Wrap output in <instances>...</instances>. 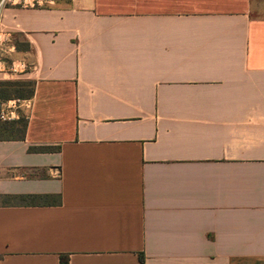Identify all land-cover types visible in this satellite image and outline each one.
<instances>
[{
	"label": "crops",
	"instance_id": "0c3cea01",
	"mask_svg": "<svg viewBox=\"0 0 264 264\" xmlns=\"http://www.w3.org/2000/svg\"><path fill=\"white\" fill-rule=\"evenodd\" d=\"M1 14L0 264H264V0Z\"/></svg>",
	"mask_w": 264,
	"mask_h": 264
},
{
	"label": "built area",
	"instance_id": "2783aa9c",
	"mask_svg": "<svg viewBox=\"0 0 264 264\" xmlns=\"http://www.w3.org/2000/svg\"><path fill=\"white\" fill-rule=\"evenodd\" d=\"M14 0H0V23H1V8ZM22 4H27L25 1ZM8 41L7 37H0V47ZM26 64L23 62H14L11 65L6 66L3 62H0V72L16 75L26 70ZM30 102L28 100H23L20 98L2 100L0 99V121L8 122L14 121L19 118V111L23 108H29Z\"/></svg>",
	"mask_w": 264,
	"mask_h": 264
},
{
	"label": "trees",
	"instance_id": "16d2710c",
	"mask_svg": "<svg viewBox=\"0 0 264 264\" xmlns=\"http://www.w3.org/2000/svg\"><path fill=\"white\" fill-rule=\"evenodd\" d=\"M26 87H29V90H26ZM12 88L14 90H12ZM11 90L13 91L12 93H11ZM32 94H33V84L30 82H25V81L0 82V97H2V98H5V99H7V98L23 99L26 97H30ZM42 150H46V149H42ZM8 200L9 201L18 200V201H21L24 203H31L32 204V203L36 202L37 198L36 197H20V198L11 197V198H8ZM65 260H67V259H64V258L62 259V261H65ZM142 261H143V259H142ZM65 264H67V263H65Z\"/></svg>",
	"mask_w": 264,
	"mask_h": 264
},
{
	"label": "rangeland",
	"instance_id": "374dc122",
	"mask_svg": "<svg viewBox=\"0 0 264 264\" xmlns=\"http://www.w3.org/2000/svg\"><path fill=\"white\" fill-rule=\"evenodd\" d=\"M12 90H14V89L12 88ZM12 90H11V93L13 92ZM15 90H16V89H15ZM26 90H29V87H26ZM26 90H25V91H26ZM22 93H23V92H22ZM25 93H26V92H25ZM25 93H24V94H25ZM13 94H14V93H13Z\"/></svg>",
	"mask_w": 264,
	"mask_h": 264
}]
</instances>
